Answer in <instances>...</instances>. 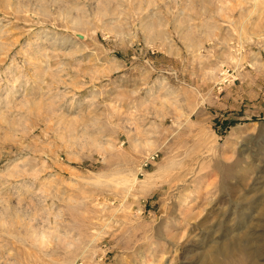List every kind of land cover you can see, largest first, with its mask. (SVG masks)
Masks as SVG:
<instances>
[{"label":"rangeland","instance_id":"374dc122","mask_svg":"<svg viewBox=\"0 0 264 264\" xmlns=\"http://www.w3.org/2000/svg\"><path fill=\"white\" fill-rule=\"evenodd\" d=\"M0 264H264V0H0Z\"/></svg>","mask_w":264,"mask_h":264}]
</instances>
